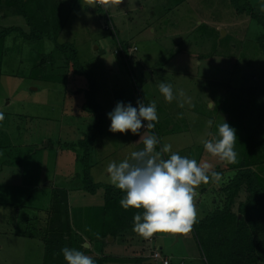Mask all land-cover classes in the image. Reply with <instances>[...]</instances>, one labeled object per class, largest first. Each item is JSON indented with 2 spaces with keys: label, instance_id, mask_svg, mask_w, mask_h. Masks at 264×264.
<instances>
[{
  "label": "rangeland",
  "instance_id": "374dc122",
  "mask_svg": "<svg viewBox=\"0 0 264 264\" xmlns=\"http://www.w3.org/2000/svg\"><path fill=\"white\" fill-rule=\"evenodd\" d=\"M44 6L56 7L63 23L58 41L75 44L82 64L95 74L106 122L89 157L78 145L80 138L95 131V116L83 109L88 77L72 69L64 75L65 69L58 71L56 65L35 66L40 79L34 61L54 49V40L8 42L0 81V264H43L47 245L60 250L79 249L81 244L103 264H145L142 254L146 258L155 251L171 258V264H205L193 233H157L145 240L128 228L117 231L113 240L105 239V193L103 188L95 194L85 190L84 165L91 164L97 183L110 184L106 165L143 147L137 135L108 130L106 113L115 106L113 95L133 90L128 100L133 106L135 98H145V103L154 98L160 126L156 124L155 133L162 143L209 162L212 171L220 173L197 190V220L222 207V182L241 161L253 159L252 168L264 179V121L259 116L264 109V52L258 42L262 30L250 15L238 14L231 0H121L111 7L103 0H41ZM25 20L13 7L0 4V32L9 27L28 31ZM118 39L147 63L149 78L135 74L129 56L125 63ZM48 73L55 79L44 80ZM162 81L182 89L189 99L166 102L158 87ZM223 119L236 130L235 163L212 156L201 143L216 135ZM153 130L145 129L143 135ZM248 196L243 187L235 212ZM156 264L163 261L157 259Z\"/></svg>",
  "mask_w": 264,
  "mask_h": 264
},
{
  "label": "trees",
  "instance_id": "16d2710c",
  "mask_svg": "<svg viewBox=\"0 0 264 264\" xmlns=\"http://www.w3.org/2000/svg\"><path fill=\"white\" fill-rule=\"evenodd\" d=\"M2 2L13 7L15 13L25 17L29 30L9 27L0 32V81L4 60L2 58L6 51L8 52V42L12 38L21 43H36L44 39L54 40V49L44 53L43 56L40 54L43 59L36 56L32 68L35 73L40 74L35 66L43 68L46 65L49 67L56 65L58 71L65 69L64 75L68 69H72L73 73L88 77L90 89L86 93L83 109L95 116V131L85 139L80 138L78 145L84 148L86 154L91 157V147L103 134L106 122L103 107L97 100L95 74L85 68L84 63L82 64L75 44L58 41L63 23L56 15V7L44 6L42 8L40 7L41 0H0V4ZM231 2L238 14L250 15L254 23L262 30L258 32V42L264 52V0H231ZM111 29L115 34L117 29L114 24ZM118 40L122 51L131 59L132 53L128 52L131 45ZM31 76L29 71L27 77ZM38 78L43 79L42 74ZM47 79L55 78L53 74L48 73L44 75V80ZM260 113V120L264 121V109ZM157 129L158 127H155L153 131L158 132ZM84 161L82 160L83 165ZM85 164L83 170L85 190L95 194L103 188L105 193V204L103 212L101 211V216L103 215L104 218L102 236L106 239L108 236H115L117 231L132 228L134 213L142 209L130 208L125 211L119 203L124 193L115 189L111 184L97 183L92 175L91 164L87 162ZM252 165L253 159L241 161L238 168L229 174L225 182H222L221 191L224 201L222 207L214 209L205 219L197 220L192 227L198 247L205 257V264H264V179L252 168ZM229 167L233 168L232 164ZM243 187L249 196L246 202L239 204V212H235L233 206ZM79 249L83 252L88 250L83 244ZM47 253H45L43 264H65L60 250L51 249L47 245ZM96 262L103 264L100 259Z\"/></svg>",
  "mask_w": 264,
  "mask_h": 264
},
{
  "label": "clouds",
  "instance_id": "9594fccd",
  "mask_svg": "<svg viewBox=\"0 0 264 264\" xmlns=\"http://www.w3.org/2000/svg\"><path fill=\"white\" fill-rule=\"evenodd\" d=\"M103 3L105 7H111L121 0H103ZM158 87L168 103L179 97L189 99L182 89L174 90L171 83L162 81ZM144 100L138 98L135 106L131 101H117L106 113L110 132L137 135L143 144L127 158L112 160L106 165L107 182L124 193L119 203L125 211L142 209L133 215L132 231L143 239H151L157 233L186 234L191 232L197 221L195 201L199 186L209 183L211 178H218L220 173L212 171L213 166L207 161L201 162L173 151L172 145L162 143L154 131L143 135V130L155 129L159 122L156 102L145 103ZM179 106L184 105L180 103ZM3 119L4 113L0 111V121ZM206 124L211 127L212 121L208 120ZM236 139L235 128L223 119L217 126L216 135L212 139H202L201 143L212 156L225 163H235L238 155ZM60 254L65 264H97L92 256L75 247L64 246ZM151 259L157 261L152 255Z\"/></svg>",
  "mask_w": 264,
  "mask_h": 264
},
{
  "label": "crops",
  "instance_id": "0c3cea01",
  "mask_svg": "<svg viewBox=\"0 0 264 264\" xmlns=\"http://www.w3.org/2000/svg\"><path fill=\"white\" fill-rule=\"evenodd\" d=\"M138 38H142L141 37V33H139L138 35ZM107 53V51H105V54ZM124 54V53H123ZM132 57H131V63H132V65H134V68H136V72H135V74H137V75H139V74H141L142 75V77H144V75H145V72H148L149 73V75L147 76L148 78L151 76V74H150V72H149V70L148 69H146V67H147V63H142V61H143V58L142 57H140L139 55H131ZM108 57H111V56H108ZM124 58H125V63H128V61H130V60H128L127 59V57H125V55H124ZM109 59V63H110V58H108ZM120 58H118V59H116V60H114L113 61V63L116 65L117 63H119L120 62V60H119ZM111 65H112V63L110 64V66L109 67H111ZM114 68V67H113ZM110 70H112V69H110ZM139 83L140 84H142V82H140L139 81ZM132 90V87L130 86V91ZM127 91H124V92H117L115 95H113V101H115V102H117V101H125V102H128V100H130L131 99V93L133 92V90L131 91V92H128V93H126ZM135 98V97H134ZM133 98V99H134ZM132 101V100H131ZM149 101H154V98L153 97H151V99L149 100ZM133 102H136V98H135V100H133ZM109 104H111L112 102L111 101H109L108 102ZM195 108V107H194ZM165 122H168L167 120H165ZM166 125V123H164V126ZM157 126H159L158 125V123H157ZM160 127V126H159ZM165 133H167V132H165ZM172 134V133H171ZM170 134V135H171ZM145 135H147V134H145ZM204 155V154H203ZM203 157H202V154H201V159H202ZM200 202V201H199ZM199 205H201L200 203H196V206L197 207H199ZM192 233H193V231L191 230V232H189L188 234H191L192 235ZM194 234V233H193ZM183 235V234H182ZM185 235V234H184ZM112 240H113V238H112ZM196 245H198V244H196ZM127 247V246H126ZM123 249H126V248H124V247H122ZM154 251V250H153ZM146 258H145V254H142V257H144V259L145 260H143V263H145V264H149V262H150V260H151V255L149 254V255H147L146 254ZM186 262V261H185ZM180 264H183V263H180Z\"/></svg>",
  "mask_w": 264,
  "mask_h": 264
},
{
  "label": "built area",
  "instance_id": "2783aa9c",
  "mask_svg": "<svg viewBox=\"0 0 264 264\" xmlns=\"http://www.w3.org/2000/svg\"><path fill=\"white\" fill-rule=\"evenodd\" d=\"M165 254L162 251H155L154 254H152V257L155 259H161L163 261V264H171L172 260L168 256H164Z\"/></svg>",
  "mask_w": 264,
  "mask_h": 264
},
{
  "label": "water",
  "instance_id": "95a60500",
  "mask_svg": "<svg viewBox=\"0 0 264 264\" xmlns=\"http://www.w3.org/2000/svg\"><path fill=\"white\" fill-rule=\"evenodd\" d=\"M145 75L148 76L149 73H148V72H145ZM109 237H110L111 239L113 238V236H109ZM85 245H87V244H85ZM149 264H156V261H155L154 259H151L150 262H149ZM260 264H263V263H260Z\"/></svg>",
  "mask_w": 264,
  "mask_h": 264
}]
</instances>
